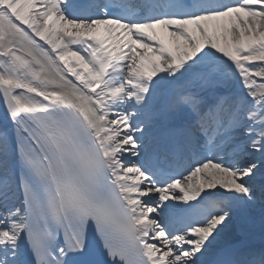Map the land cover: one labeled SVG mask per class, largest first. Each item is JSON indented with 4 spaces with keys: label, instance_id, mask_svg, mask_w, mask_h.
<instances>
[{
    "label": "snow or ice",
    "instance_id": "snow-or-ice-1",
    "mask_svg": "<svg viewBox=\"0 0 264 264\" xmlns=\"http://www.w3.org/2000/svg\"><path fill=\"white\" fill-rule=\"evenodd\" d=\"M0 99V264H264V0H0Z\"/></svg>",
    "mask_w": 264,
    "mask_h": 264
},
{
    "label": "bare ground",
    "instance_id": "bare-ground-1",
    "mask_svg": "<svg viewBox=\"0 0 264 264\" xmlns=\"http://www.w3.org/2000/svg\"><path fill=\"white\" fill-rule=\"evenodd\" d=\"M178 83L182 82H175L172 85ZM263 181L264 178L257 177L258 185L264 183ZM257 200L252 205L235 210L231 223L219 238L217 247H220L222 243L235 241L241 243L240 248H243V251L254 245L258 248L264 247V197H258Z\"/></svg>",
    "mask_w": 264,
    "mask_h": 264
}]
</instances>
